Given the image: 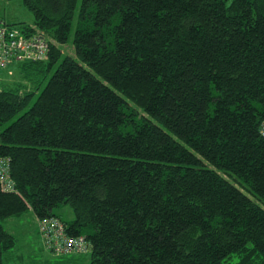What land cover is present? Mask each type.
I'll return each mask as SVG.
<instances>
[{
  "label": "trees",
  "instance_id": "16d2710c",
  "mask_svg": "<svg viewBox=\"0 0 264 264\" xmlns=\"http://www.w3.org/2000/svg\"><path fill=\"white\" fill-rule=\"evenodd\" d=\"M23 3L50 51L0 83V264L30 209L91 264H264V0Z\"/></svg>",
  "mask_w": 264,
  "mask_h": 264
},
{
  "label": "rangeland",
  "instance_id": "374dc122",
  "mask_svg": "<svg viewBox=\"0 0 264 264\" xmlns=\"http://www.w3.org/2000/svg\"><path fill=\"white\" fill-rule=\"evenodd\" d=\"M79 9L80 6H78L76 11L70 43L63 47L65 56L71 55L76 57L75 50L72 48V42L75 35ZM0 19L11 25H34V16L24 5L23 0H0ZM18 67V64H14L6 68H0L2 82H8L7 84H14V81L26 83L25 78H19L21 74L19 73ZM10 71L12 72L9 73ZM47 82L48 80L42 81L36 97L43 90ZM55 212L61 214L66 220L75 218V212L68 204L56 208ZM38 220L32 209L21 216H12L4 220L5 227L15 236L16 243L11 249L4 252L3 264H91V250L86 253L64 255H56L50 251L44 243L39 226L37 227ZM236 259L237 257L233 256V260Z\"/></svg>",
  "mask_w": 264,
  "mask_h": 264
},
{
  "label": "built area",
  "instance_id": "2783aa9c",
  "mask_svg": "<svg viewBox=\"0 0 264 264\" xmlns=\"http://www.w3.org/2000/svg\"><path fill=\"white\" fill-rule=\"evenodd\" d=\"M49 51V40L43 34L33 35L29 28L11 25L0 19V68L42 61L47 58ZM260 133L264 136V122L260 126ZM8 174L9 162L6 158H0L3 188L13 190L14 184ZM38 226L45 245L56 255L86 253L91 249V243L85 236L69 234L67 226L57 216L39 219Z\"/></svg>",
  "mask_w": 264,
  "mask_h": 264
},
{
  "label": "crops",
  "instance_id": "0c3cea01",
  "mask_svg": "<svg viewBox=\"0 0 264 264\" xmlns=\"http://www.w3.org/2000/svg\"><path fill=\"white\" fill-rule=\"evenodd\" d=\"M36 219H37V216H36ZM37 227H38V222H37Z\"/></svg>",
  "mask_w": 264,
  "mask_h": 264
}]
</instances>
